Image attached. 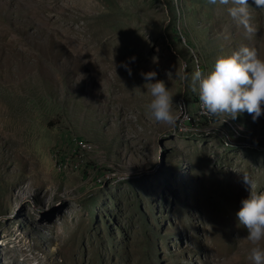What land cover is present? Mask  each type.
Masks as SVG:
<instances>
[{
  "label": "rangeland",
  "instance_id": "obj_1",
  "mask_svg": "<svg viewBox=\"0 0 264 264\" xmlns=\"http://www.w3.org/2000/svg\"><path fill=\"white\" fill-rule=\"evenodd\" d=\"M231 7L0 0V264H249L236 212L243 173L264 192V114H206L192 87L220 55L264 58V6L251 38ZM148 71L183 105L172 129Z\"/></svg>",
  "mask_w": 264,
  "mask_h": 264
},
{
  "label": "clouds",
  "instance_id": "obj_2",
  "mask_svg": "<svg viewBox=\"0 0 264 264\" xmlns=\"http://www.w3.org/2000/svg\"><path fill=\"white\" fill-rule=\"evenodd\" d=\"M215 2V0H212ZM228 3L229 0H221ZM258 6H264V0H254ZM233 7L229 9L233 19L244 29L245 36L251 38L254 29L248 22V0H231ZM184 65L179 71L166 73L178 78L187 86L188 73ZM129 74L131 70L128 69ZM155 71L142 73L148 86L150 101L146 104L147 114L157 123L169 129L176 126L183 111V105L177 104L178 111L173 110V94L163 80L156 79ZM203 112L215 116L236 119L247 112L255 121L264 114V58L255 48L243 46L230 54L216 58L213 68L202 73H192V87L196 90ZM223 120V121H224ZM243 183L248 194L241 200L236 212L238 223L247 231L246 239L252 245L248 251L249 264H264V247L259 246L264 240V192L254 190V182L243 173Z\"/></svg>",
  "mask_w": 264,
  "mask_h": 264
},
{
  "label": "bare ground",
  "instance_id": "obj_3",
  "mask_svg": "<svg viewBox=\"0 0 264 264\" xmlns=\"http://www.w3.org/2000/svg\"><path fill=\"white\" fill-rule=\"evenodd\" d=\"M97 181H98V182H100V181H101V179H100V178H98V179H97Z\"/></svg>",
  "mask_w": 264,
  "mask_h": 264
},
{
  "label": "built area",
  "instance_id": "obj_4",
  "mask_svg": "<svg viewBox=\"0 0 264 264\" xmlns=\"http://www.w3.org/2000/svg\"><path fill=\"white\" fill-rule=\"evenodd\" d=\"M183 118V117H182ZM103 177V176H102Z\"/></svg>",
  "mask_w": 264,
  "mask_h": 264
}]
</instances>
